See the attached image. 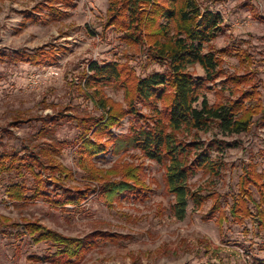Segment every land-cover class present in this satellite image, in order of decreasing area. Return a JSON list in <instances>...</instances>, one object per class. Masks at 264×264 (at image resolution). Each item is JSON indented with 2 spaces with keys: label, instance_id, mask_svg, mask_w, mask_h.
<instances>
[{
  "label": "rangeland",
  "instance_id": "obj_1",
  "mask_svg": "<svg viewBox=\"0 0 264 264\" xmlns=\"http://www.w3.org/2000/svg\"><path fill=\"white\" fill-rule=\"evenodd\" d=\"M110 1L70 0L71 6L65 8L56 0H0V154L18 153L32 163L34 159L39 165L44 162L47 171L35 166V171L44 177L51 175L49 168L53 166L70 171V177H59L58 187L48 186L52 199L53 191L90 189L77 208L56 209L41 198L12 203L5 195L7 185L24 184L32 190L37 183L26 168L20 174L0 172V219L17 225L38 222L68 237L84 238L95 232L124 237L118 242L100 241L81 264H257L264 259L263 229H257L251 221L240 226L228 220L219 227L213 220H206L212 201L202 209L189 202L184 220H178L172 211L174 196L166 188L165 169L140 151L115 153L110 146L109 153L89 165H79L77 148L82 132L78 118L101 116L104 112L95 107L100 98L117 111L128 107L125 92L117 86H101L98 90L92 87L88 91L81 88L88 65L118 62L143 78L165 70L163 64L149 60L143 48L123 42V33L118 29L106 27ZM197 1L202 10L218 13L222 18L223 31L210 46L214 52L226 51L223 73L236 77L252 72L251 83L257 86L264 104V0ZM48 4L66 14L52 21L49 9L44 8ZM27 14L35 15L37 21L23 25ZM48 46L58 52L57 61L52 64L35 67L14 63L7 57ZM189 72L195 78L205 77L199 65ZM225 76L210 83L212 90L204 92L210 105L217 101L215 93L219 89L224 88V96L229 97L230 86L222 85ZM137 109L150 114L139 104ZM131 123L132 118L125 116L121 125L112 129L113 135H128ZM178 139L197 140L205 145L220 143L211 150L212 158L224 163L220 176L200 172L190 179L189 185L193 191L202 188L203 194L222 195L229 216L231 196L237 192L243 164L252 161L264 172V120L254 116L249 132L238 135H226L215 128L183 132ZM93 168L103 171V180L89 177ZM131 168L150 190V198L139 203L131 199L115 201L110 206L100 188L108 181H119ZM108 171L112 172L106 175ZM58 174L54 173L56 177ZM11 231L13 228L0 226V264H50L30 259L45 255L47 245H33L27 240L20 243L9 236Z\"/></svg>",
  "mask_w": 264,
  "mask_h": 264
},
{
  "label": "trees",
  "instance_id": "obj_2",
  "mask_svg": "<svg viewBox=\"0 0 264 264\" xmlns=\"http://www.w3.org/2000/svg\"><path fill=\"white\" fill-rule=\"evenodd\" d=\"M56 1L65 8L72 4L70 0ZM44 8L49 9L52 21L66 14L49 4ZM107 12L106 27L118 29L123 33V42L140 46L147 52L149 60L163 64L165 70L143 78L133 68L118 62L103 65L92 62L88 65L85 85L81 88L88 91L92 87L98 90L101 86H117L125 92L128 107L117 111L100 98L95 101V107L104 112L101 116L78 118L82 132L77 148L79 165H89L111 149L115 153L138 150L165 169L166 188L168 194L174 196L172 211L178 220H184L189 202L202 209L206 202L212 201L206 220H213L219 227L228 220L240 226L251 221L257 229L264 230V172L258 169V164L252 161L243 164L237 192L231 196L227 216L222 195L217 192L203 194L202 188L193 191L189 185L190 179L200 172L211 177L220 176L224 163L216 162L211 155L213 146L220 143L213 141L205 145L197 140L187 142L178 139V134L183 132L199 133L215 128L226 135H238L249 132L254 116L264 120L261 93L255 83H251L253 73L225 76L221 65L226 51L214 52L211 49L210 44L223 31L220 14L202 10L197 0H111ZM36 18L33 14L25 15L23 25L36 22ZM243 52L240 51V54ZM57 56V49L48 46L33 52L18 51L7 57L14 63L37 67L55 63ZM195 65L205 71V77L195 78L189 72ZM224 76L222 85L230 86V95L226 98L225 89H219L215 93L217 101L210 105L203 94L206 90H212L210 83ZM138 104L148 109L150 114L139 111ZM125 116L132 118L129 134L116 137L112 129L119 127ZM110 146L113 148L110 149ZM35 166L42 167V172L47 171L45 163L39 165L36 159L32 163L18 153L0 154V172L15 171L20 174L26 168L37 183L32 190L24 184L7 185L5 195L9 201L27 203L41 198L50 201L56 209L65 210L67 207H79L87 198L88 188L75 191L65 189L62 193L53 191L55 198L52 199L48 186L58 187L61 177L71 176L70 171L53 166L49 168L53 171L51 175L44 177L42 172L35 171ZM132 169L127 170L119 181H108L100 188L101 196L110 206L115 201L131 199L139 203L150 198V190ZM57 171L58 177L54 175ZM111 172H106V175ZM89 177L103 180V171L93 168ZM0 226L13 228L8 234L20 243L27 240L33 245H47L45 255L30 257L38 263L81 264L89 252L98 248L100 241L118 242L124 238L101 232L84 238L68 237L38 222L17 225L8 219H0ZM257 264H264V259Z\"/></svg>",
  "mask_w": 264,
  "mask_h": 264
},
{
  "label": "built area",
  "instance_id": "obj_3",
  "mask_svg": "<svg viewBox=\"0 0 264 264\" xmlns=\"http://www.w3.org/2000/svg\"><path fill=\"white\" fill-rule=\"evenodd\" d=\"M54 75H58V73H55Z\"/></svg>",
  "mask_w": 264,
  "mask_h": 264
}]
</instances>
